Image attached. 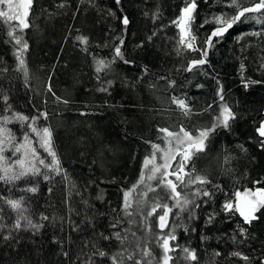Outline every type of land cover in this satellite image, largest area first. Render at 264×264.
<instances>
[{
	"label": "trees",
	"instance_id": "16d2710c",
	"mask_svg": "<svg viewBox=\"0 0 264 264\" xmlns=\"http://www.w3.org/2000/svg\"><path fill=\"white\" fill-rule=\"evenodd\" d=\"M189 2L33 0L22 31L18 21L0 18V123L16 142L27 133L46 163L52 158L29 125L49 127L62 168L56 173L37 164L38 175L0 180V264H163L169 235L175 236L169 264H264V207L251 224L239 211L223 210L226 202L235 206L239 190L264 187V138L257 131L264 123V9L246 13L208 46L205 41L221 26L215 18L227 21L238 10L228 6L230 0H195L193 51L181 44L178 25ZM259 2L238 0L241 8ZM18 37L28 45L23 52ZM202 57L207 62L189 71L191 61ZM98 61L105 64L99 71ZM247 81L259 83L245 88ZM173 97L184 99L191 115ZM223 104L234 118L185 161L184 183L175 180L177 205L160 174L147 179L145 158L152 145L167 147L159 129L175 133L182 126L195 137L213 126ZM33 117H39L34 124ZM180 160L176 155L173 169ZM156 162L162 163L160 153ZM142 171L145 181L133 190ZM197 176L208 182L189 183ZM33 187L36 192L28 191ZM9 200L22 207L13 209ZM157 204L171 209L172 232L159 227L165 209L153 213Z\"/></svg>",
	"mask_w": 264,
	"mask_h": 264
},
{
	"label": "snow or ice",
	"instance_id": "6c2138e0",
	"mask_svg": "<svg viewBox=\"0 0 264 264\" xmlns=\"http://www.w3.org/2000/svg\"><path fill=\"white\" fill-rule=\"evenodd\" d=\"M33 0H18L17 3H14L13 0H0V5H5L7 7V11L0 10V18H3L5 21H12L16 20L18 21L17 27L23 30V28H27L28 24L25 20V17L28 15V9L31 7ZM119 2V0H117ZM229 7L236 8L237 14L230 18L229 20L225 21L224 18L216 17L215 22L220 27H217L211 34V36L208 38V40L205 41V44L208 46H211V38L212 37H222L225 32L228 31L229 28L233 26L234 23L241 20V17H245L246 13H254L259 12L261 9H264V0H260L259 3L255 4L254 7L250 8H241L240 4L238 3V0H230V3L228 4ZM196 8L195 0H190L187 7H185L182 10V16L180 18V25L182 26V33H186L187 35V42L185 39V35L182 34L181 36V44H186V47L197 51L193 46V43L196 39L194 35L191 34L190 31V25L192 22V13L194 12ZM23 9V11H20ZM261 21L257 19V23H260ZM123 23L127 25L129 23L127 17L124 18ZM175 23V22H174ZM205 23H208V21H205ZM255 35H259L260 33H254ZM12 35V33H10ZM77 40L87 43V37L78 36L76 37ZM123 43V41H121ZM16 44L21 45L20 52H23L27 49L28 45L26 43L21 44V39L16 38ZM116 55L121 56L120 48H116ZM204 57L207 56V52H203ZM127 63V61H125ZM207 61L206 59L202 58L199 60H193L191 61L189 71L192 67H196L199 65L205 64ZM21 65H23L24 61L20 60ZM98 71L100 68L105 67L104 61H98ZM243 65H241V71H243ZM174 83V82H172ZM252 83H259L258 81H247L244 83L245 88L249 86V84ZM50 90V89H49ZM102 91H107V89H101ZM218 96L221 101H223V87L220 86L218 90ZM59 99V98H57ZM65 103H67L65 101ZM173 103L177 105V107L183 112L185 116L191 115V108L188 104L185 103V100L182 98L173 97ZM41 116H43L45 119L47 118V113H42ZM39 117H33L32 121L34 122ZM234 118V114L232 113L231 109L227 106V104L222 105V111L221 114L216 118V122L213 124L211 128L204 129L198 131V134L193 137L192 134L188 131H186L182 126L180 127L178 132H170L167 128L159 129L161 133L164 134V139L167 141V147L161 148L160 145H152L153 147V153L151 154V157L145 158L144 161V168L149 170V175L147 176L148 180H153L157 178V174H160V177L163 181V184L170 189L172 193H174L173 199L176 200L177 205L180 204V197L181 193L177 191V183L173 180L167 179L169 175L175 176V180L178 181L180 184L184 183L183 176L181 173H183V169L185 167V161L191 160L194 155H196L199 152L204 151L205 149V141L207 140L208 136L211 132H214L217 127H224L227 128L229 126V120ZM16 119L21 121H28V117L26 116H20L17 115ZM2 120L6 124L9 120L8 117H3ZM31 132L35 133L36 137L39 139V145L40 147L47 152V154L52 158L50 162L46 163L45 159L40 158L39 153L37 152V149L33 146V141L29 137V135L26 133L23 138V142L20 143L18 146L15 147L14 152L21 153V156L17 158L12 165H9L8 167L3 166L4 162V143L5 140L3 137L8 136L11 137L10 131L3 126H0V180L3 181H14L16 179H20L21 177L25 175H38L40 174V168L37 167V164L43 166L46 169H50L51 171H54L56 173H59L62 171V168L60 166V160L57 157L56 152L53 150L52 147V132L49 128L45 127L42 129H37L32 124L29 125ZM259 136L264 138V123L261 124V126L257 129ZM173 141L176 142V148L173 149L172 144ZM183 146V147H181ZM262 146H264V141H262ZM157 153H160V159L162 163L157 164L156 162V155ZM176 155H180L182 158L179 162L178 167L170 172L169 169L171 167L170 161L174 160ZM29 157L31 159H29ZM18 165L21 169L19 175H9V171L14 167ZM184 175H190L189 173H184ZM44 179H49V176L45 175ZM145 181V176L142 171L140 179L137 182V185H133V190L139 185L143 184ZM199 182L201 184L207 183L205 178L197 176L194 180H189V183H195ZM152 190V189H149ZM28 191L36 192L37 188L33 187L28 189ZM250 193L252 195V200L248 203V210L247 212L240 208L239 205H233L232 202H226L223 205V210L226 212H234L239 211L240 215L243 217L245 223L251 224L253 220L258 219V217L255 215V212L259 210V208L264 207V189H257L255 192H251V190H246V194ZM131 192L125 193V202L124 207L127 209L130 207L129 202V196ZM203 195L208 196L210 193L204 192ZM236 197H239L241 194L237 192ZM7 203L13 208V209H20L22 207L21 201H13L9 200ZM184 204H188V200L183 201ZM157 208H163L165 209L164 214L159 216V227L163 228L165 227V221L168 215V212L171 211L167 207V205H155L152 208V212L155 213ZM211 220V217L209 218ZM31 223V222H29ZM17 227H19V221H17ZM241 233H244L246 230L244 228H240ZM117 238L119 239V234H117ZM169 239H175V236H171L168 239H165L163 241L162 247L164 248L165 255L163 257V264H168L169 260L171 259L170 256L167 255L169 251H171V248L169 247ZM184 252L188 253V257L192 260L196 259V255L194 251H189V249L185 248ZM147 255V253H145ZM100 256L106 255L104 252L99 253ZM233 255L239 256L240 253H233ZM245 260L248 259V257H243ZM113 260L116 258L113 257Z\"/></svg>",
	"mask_w": 264,
	"mask_h": 264
},
{
	"label": "rangeland",
	"instance_id": "374dc122",
	"mask_svg": "<svg viewBox=\"0 0 264 264\" xmlns=\"http://www.w3.org/2000/svg\"><path fill=\"white\" fill-rule=\"evenodd\" d=\"M13 2L14 3H17L18 2V0H13ZM187 7V6H186ZM30 9V8H29ZM29 9H28V12H29ZM0 10H5V11H7L8 9H7V7L5 6V5H0ZM20 11H23V9H21ZM193 14V13H192ZM25 20H26V22L28 23V15H27V17H25ZM179 27H180V31H181V36H182V34H184L185 35V39H186V42H187V35H186V33H182V26L180 25V21H179ZM190 31H191V25H190ZM191 34H192V32H191ZM19 38V37H18ZM193 43V46L195 47V41L194 42H192ZM186 45V44H185ZM165 108H168L167 110H171V107H165ZM0 126H3V127H6V126H4V124L3 123H0ZM47 128H49V127H47ZM8 129V128H7ZM50 129V128H49ZM51 130V129H50ZM3 139L5 140V143H4V145H3V147H4V152H3V156H4V162H3V166L4 167H8L9 165H12L13 164V162L17 159V158H19L20 156H21V153H16V152H14V149H15V147L16 146H18L20 143H22L23 141H20V142H16V138L15 137H13L12 136V134H11V137L9 138L8 136H5V137H3ZM33 146H34V144H33ZM35 147V146H34ZM180 158H182L181 156H180ZM29 159H31L30 157H29ZM174 160H171L170 161V164H171V167H170V169H169V171L170 172H172V171H174L177 167H175V169H173V165H174V162H173ZM179 165V163H177L176 164V166H178ZM21 169H20V167L18 166V165H16V166H14L10 171L11 172H17V171H20ZM167 179H170V180H173L174 182H175V177L174 176H172V175H169L168 177H167ZM246 190H251V192H255V189H251V188H246V189H243V190H239L238 192L241 194L239 197H236L235 198V201H234V204L235 205H239V207L240 208H242V209H244L246 212H247V210H248V203H249V201H251L253 198H252V195L250 194V193H247L246 194ZM164 214V212H162L160 215H163ZM159 215V216H160ZM166 225H168L170 228H169V231L170 232H172V225H171V218H170V215L168 214V217L166 218V221H165V226ZM171 235H169L168 237H167V239L170 237ZM169 241H170V239H169ZM170 247V246H169ZM168 264H169V262H168Z\"/></svg>",
	"mask_w": 264,
	"mask_h": 264
},
{
	"label": "water",
	"instance_id": "95a60500",
	"mask_svg": "<svg viewBox=\"0 0 264 264\" xmlns=\"http://www.w3.org/2000/svg\"><path fill=\"white\" fill-rule=\"evenodd\" d=\"M202 58H203V57H202ZM202 58H200V59H202ZM198 60H199V59H198ZM257 189H264V187H263V186H258V187L255 188V191H256ZM168 214H169V212H168ZM167 217H168V215H167Z\"/></svg>",
	"mask_w": 264,
	"mask_h": 264
}]
</instances>
